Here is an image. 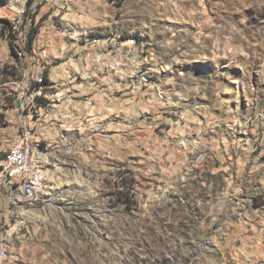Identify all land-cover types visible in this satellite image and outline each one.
Segmentation results:
<instances>
[{
	"label": "rangeland",
	"instance_id": "374dc122",
	"mask_svg": "<svg viewBox=\"0 0 264 264\" xmlns=\"http://www.w3.org/2000/svg\"><path fill=\"white\" fill-rule=\"evenodd\" d=\"M12 1H0V18L12 16ZM28 6L31 75L0 21V160L4 130L20 128L26 75L48 85L54 66L85 57L93 69L96 56L116 87L106 85L98 110L64 102L65 118L43 130L55 166L29 196L47 202L9 208L0 185V264L251 262L231 251L252 238L230 234L236 218L264 208V0Z\"/></svg>",
	"mask_w": 264,
	"mask_h": 264
},
{
	"label": "built area",
	"instance_id": "2783aa9c",
	"mask_svg": "<svg viewBox=\"0 0 264 264\" xmlns=\"http://www.w3.org/2000/svg\"><path fill=\"white\" fill-rule=\"evenodd\" d=\"M8 4L13 12L12 16L7 18L10 21L7 27H13V34L10 37L11 40L17 41V44H23L26 48L30 58L31 75L34 68L33 53L28 51L26 35H19V26L27 27L29 25V23L23 22L26 0H14ZM52 28L53 25H51ZM100 44L94 43L96 46ZM125 48L128 53L135 52L131 43L130 46H125ZM92 59L96 64L94 69L101 70L102 60L96 59V56H93ZM114 65H116V62ZM30 75H26L25 77L22 87L23 91L17 93L23 96L22 141H14V129L7 128L3 134L8 135L9 141L13 143V155L11 157L13 167L6 168V177L4 181H0V185L3 186L7 193V206L9 208H15L20 204L35 205L47 202L37 200V196H29V186H37V192L43 191L38 190V177L46 178V176H43V168L46 164L54 165L56 159H49V151L53 149H45V145L35 147V140H41L42 130L52 131L56 128L52 123V116H60L61 120L65 118L66 109H64V101H71V106H74V97L67 94V86L77 83L65 81L64 79L66 78L64 77L61 79L62 82H60L59 79L58 81L51 79V75L48 85L53 89H61V102H50L42 96V100L39 103L29 105V98L25 96V89L27 88V80ZM65 75L68 79L71 78L68 74L65 73ZM37 89L39 90V88ZM28 129H35V136H28ZM27 174H34V183H27Z\"/></svg>",
	"mask_w": 264,
	"mask_h": 264
},
{
	"label": "crops",
	"instance_id": "0c3cea01",
	"mask_svg": "<svg viewBox=\"0 0 264 264\" xmlns=\"http://www.w3.org/2000/svg\"><path fill=\"white\" fill-rule=\"evenodd\" d=\"M33 39L34 37L32 40ZM27 57H29V55ZM82 58L83 57L77 58L80 61H69L70 59H67L63 61V63L51 68L48 73H50L51 79L57 81L59 79V81L62 82L61 79L64 77L66 78L64 79L65 81L77 83L76 87L78 90H76L77 92L75 91L74 95L75 108H82V104L85 108H90L94 106L96 102L92 109L96 108L98 110L101 106H104V92L107 90L106 85L113 84V86L116 87L115 77L103 70L98 71L95 70L94 67L92 69L90 64H87L88 66L85 67L84 61L86 58L84 57V60H82ZM66 71H69L72 75L70 79L65 75ZM98 112L99 111H95L94 113L97 114ZM243 215H245L244 218L247 217V220L240 219V217L236 218L237 223L236 226L232 227L233 229L231 230L230 237L233 238L234 235L238 234L234 232V230H236L244 234L246 233L247 237L252 239L251 242L248 241V245L243 246L240 251L234 250L231 252L240 258L246 256L251 259V262L245 260L243 264H264V208L255 207L243 213ZM238 220L241 221V224L238 223Z\"/></svg>",
	"mask_w": 264,
	"mask_h": 264
},
{
	"label": "bare ground",
	"instance_id": "6f19581e",
	"mask_svg": "<svg viewBox=\"0 0 264 264\" xmlns=\"http://www.w3.org/2000/svg\"><path fill=\"white\" fill-rule=\"evenodd\" d=\"M28 1L29 0H26L23 19H26V21L28 20L27 23H29V25H27V27L22 26L23 30L21 31V33H23V35H26V44L28 47V51L31 53L33 47H32V43L30 40V32H31V24H32L31 22L33 21L34 17L32 15V13L29 11L30 8L28 6ZM30 13H31V15H30ZM29 29H30V32H29ZM130 39H129V41H130ZM141 46H142V44H141ZM14 51H15L16 56L20 59H26L28 56L27 50L23 44H17V42H16V44L14 46ZM42 77H43V74H38L36 77L29 78L27 80V89H28L27 91H28V96H29V105H36V103H39L42 100V96L45 99L49 100L50 102H61V98H56V101H55L54 98L51 97L54 94H48L46 91H44V90H46L48 85L46 83H43ZM37 88H39V90ZM64 102H69V101H64ZM22 104L23 103H21L18 106V109H23ZM55 118H56V116H52V120H55ZM22 119H23V115L21 118L19 131L16 134H14V141H22ZM28 136H35V129H28ZM42 145H45L44 144V131L43 130L41 131V140H35V147H42ZM45 149H48V147L46 145H45ZM12 155H13V143H11L9 141V144L7 146L6 156L0 160V181H4V179L6 177V168L13 167V160H11ZM46 165L43 168V176H45ZM43 179H44V177H38V187L41 185ZM27 183H34V174H27ZM34 187H37V186H29V191H31V189ZM0 257H1V255H0Z\"/></svg>",
	"mask_w": 264,
	"mask_h": 264
},
{
	"label": "trees",
	"instance_id": "16d2710c",
	"mask_svg": "<svg viewBox=\"0 0 264 264\" xmlns=\"http://www.w3.org/2000/svg\"><path fill=\"white\" fill-rule=\"evenodd\" d=\"M0 1H2V3H4L6 0H0ZM0 21H2V22H4L5 24H7V26L9 25V23H10V21L7 19V18H0ZM34 37V35H32L31 36V38H33ZM11 48H12V46H11ZM13 51V50H12ZM13 53H14V51H13ZM45 75L48 77V72L46 71L45 72ZM43 83H47V79H46V77H45V80L43 79Z\"/></svg>",
	"mask_w": 264,
	"mask_h": 264
}]
</instances>
